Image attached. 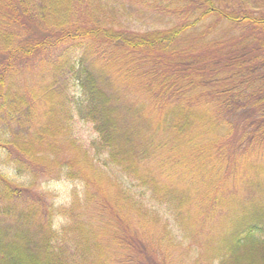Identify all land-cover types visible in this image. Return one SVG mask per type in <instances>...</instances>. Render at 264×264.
I'll list each match as a JSON object with an SVG mask.
<instances>
[{
	"label": "trees",
	"instance_id": "1",
	"mask_svg": "<svg viewBox=\"0 0 264 264\" xmlns=\"http://www.w3.org/2000/svg\"><path fill=\"white\" fill-rule=\"evenodd\" d=\"M20 6L25 16L38 19V40L27 42L28 26L16 12ZM149 16L162 25L134 29L138 19ZM81 38L89 42L83 52L70 47L73 51L65 50L59 66L34 68L31 76L39 85L32 92L24 88V56ZM93 50L100 61H91ZM95 63L106 68L99 70ZM60 88L65 94L59 108L66 111V121L76 114L93 124L105 166L126 180L134 176L137 186L147 184V199L154 207H166L178 232L170 230L182 234L168 231L158 241L139 238L152 218L127 183L116 189L117 202L109 206L106 220L81 223L71 217L64 225L68 229L62 228L66 243L55 217L43 212L36 224L46 233L32 240L26 223L33 217L9 201L0 209V264H155L152 258L142 261V246L158 264H178L194 251L196 264H264V0H0V149L11 155L10 148L18 150L9 162L33 180L38 178L34 167L47 172L46 179L54 178L44 157L62 137L46 127L55 109L47 105L41 119L27 110L53 100V90ZM233 131L242 134L239 142H232ZM144 139L146 145L137 144ZM163 146L171 168L153 162ZM153 165L166 179L162 186L152 181ZM175 177L189 186L164 189ZM107 178L114 184L115 172ZM197 181L203 184L197 189L201 206L217 218L203 242L190 237L189 223L179 222L181 207L192 204L187 193ZM0 189L12 193L14 185L1 179ZM87 206L104 217L101 204ZM17 210V223L6 225L5 216ZM20 223L25 225L21 235ZM97 223L105 225L101 231Z\"/></svg>",
	"mask_w": 264,
	"mask_h": 264
},
{
	"label": "rangeland",
	"instance_id": "2",
	"mask_svg": "<svg viewBox=\"0 0 264 264\" xmlns=\"http://www.w3.org/2000/svg\"><path fill=\"white\" fill-rule=\"evenodd\" d=\"M6 1L7 0H2V2L4 3ZM16 12H20L22 14V24L26 23V25L28 26V30L30 33L24 31L25 35L27 36V42H33L36 39L38 40V33L40 32V29L37 25L38 23H36L38 19L33 15L25 16L21 6L16 10ZM167 20L168 19L162 20V22L165 23L167 22ZM51 24H53V22ZM155 24L162 25L159 22H155V18L152 16L146 18L142 17L136 21L134 29L145 31L147 25ZM50 30L54 29L50 27ZM17 31L19 32V29ZM51 33H53V31H51ZM29 34L33 36H30ZM88 43L89 42L87 40H83V38H81L80 40L78 39L77 41H74L73 43H69L67 45L59 44L54 49L47 48V50H39L31 56H24L23 60H27V62H24V66L22 68L24 74L27 75L23 79L25 85L24 88L30 90L31 92L32 90L37 89L40 80L36 77L31 76L36 71L34 68L49 67L52 65V63H56L59 66L62 63L63 58L66 57L64 56L65 50H67L68 48H73V50H75L79 47L83 52L84 47H87ZM81 50H77L75 52V55L78 56L79 54H81ZM91 54H96L95 56L91 57V61H100L96 59L97 52L95 50H93ZM94 65L99 70L106 68L104 64L95 63ZM21 84L22 82L20 83V85ZM17 86H19V84ZM75 90L76 87L74 88V91ZM53 91L56 93L53 100L39 102L37 103V105H34L33 103L29 107L27 112L28 114H30V116H40L41 119V112L46 110L47 105L48 110H51V112L55 109L56 120H51L46 125V127L50 128L53 132L60 134L62 138L60 139V144H56L53 146L57 149H52V152L49 153L50 156L44 157V162H46L50 167L54 168V178L46 179L48 177L47 172L39 173V171L37 172L34 167L32 173H35L36 177H38L37 179L34 178L35 182L37 183L35 184L33 177L28 176V171L19 173L15 170L13 163L11 164V162H9V159H12L11 156H13V154H20L19 151H14L10 148L11 152L13 153L11 155L7 150H4V148L1 147L0 182L1 179H5L8 182L13 183L14 192L11 193L9 191H6L4 193L1 192L0 189V209L7 207V202L9 201H16L19 207L25 208L24 210H26V213L28 214L29 212L30 216L33 217L29 218L30 222L27 221L26 224H29L30 226L32 235L31 239L34 241L41 240L46 233V229L37 226L38 224H36V216L37 218H40L38 216L43 212L44 217H49L52 220L55 217V223H59L55 224V227L59 226L61 228L60 229L58 227L57 231H60L59 236L65 237L63 239V242L66 243L67 234L62 230V228L68 229V227L64 225H66L71 217L80 219L81 223H86L91 219L97 218H105L106 220V217L111 214L108 211L110 209L109 206L111 205L112 207L116 205L117 202L116 189L118 191V187L122 185L128 187V184L131 187L132 195L133 197H135L136 203L140 204V207L143 208V213H146L148 217L152 218L151 223H149L147 226L143 225L144 230L142 232L139 228V232H141L140 234H138L139 238L144 239L145 236H148L149 239H152L153 241H158L160 239L163 240V237H165V234H167L168 231H171V233L176 237L181 236L182 233H175L178 232V228L173 216H171L167 208L159 205H156L154 207L151 201L147 199L149 195L147 184L137 186V184L133 183L131 180L135 179L134 176L130 177L131 179L126 180L119 170L111 166H105L107 164L106 158L104 156L105 152L103 151V149L101 150L98 148L100 146V143L97 141L98 135L95 132L93 124L81 120L76 114L72 115V117L74 118L73 121L67 122V118L65 115L66 111L59 108L60 104L64 100V88L56 89ZM74 95H76V97H80L81 93L76 92L74 93ZM149 113H151L150 109ZM154 117H157L158 121L160 120V116L157 111L155 112ZM56 123L58 124V126H56ZM19 135L20 134H18L17 136ZM241 135V133L233 131L231 137L232 142L237 140L239 142V140L241 139ZM160 139L163 140L161 136ZM137 144H141L142 146H144L147 144V141L146 139H144L143 141H138ZM35 145L39 144L35 142ZM60 145H63L64 148L69 150V152L60 150V148H63ZM148 145L150 147V144ZM84 150L91 151L90 155L86 156ZM185 152V150H182L183 154ZM66 153H69V155H67L69 156V158H66ZM153 162L156 163L157 167L165 169L173 167V162L168 152V147L165 149V146H163ZM166 164L168 165V167H166ZM96 166H102L103 171L95 170ZM112 171H114L116 174V182L114 184L111 181L109 182L107 178L108 172ZM152 171L153 173H155H152V181H157V183L162 186L166 182V179L160 175V172L154 165L152 166ZM177 178L178 177L172 179L164 189L171 190L172 188H176L178 186L179 188L185 190L189 186L188 183H183L180 185V181H178ZM202 186L203 184L197 181L192 186L193 190L187 193V197H190L192 204L188 205L189 208L186 206L181 207L182 213L179 217V222L181 224L189 223L188 226H190V237L195 241L201 240L203 242L205 240V230L207 229L209 232L211 227L215 226L214 224L216 223L217 218L214 217V213L208 210L205 205L201 206L202 200L197 195V189L201 188ZM19 191L22 192L18 193ZM15 195L20 196L18 198H15ZM230 195L232 197L235 196L232 194ZM240 199L242 198L240 197ZM86 202L90 203L87 204L91 206L90 209L96 208L95 205L101 204L104 217L101 215H96L92 213V211L88 210V206L85 205ZM82 204L84 207H82ZM18 213H20L19 210L13 212V214L5 216L8 221H12L9 223L5 220L7 222L5 224L15 225L17 223L16 214ZM21 222H26L24 217ZM21 225V223L19 225L17 224V226ZM104 226V224L100 225L98 223L96 225L99 231H101L102 227ZM24 227L25 225L23 224L17 230V234L21 235ZM96 227H90L89 231L94 230V228ZM171 228L175 232L170 230ZM260 237L261 234L257 235L256 239H260ZM143 252L145 253V255L142 258V261L152 258L155 264H158L153 256L152 251L149 248L142 246L141 254ZM198 256L199 255L194 251L189 258H185L178 264H196L199 260L196 259V257Z\"/></svg>",
	"mask_w": 264,
	"mask_h": 264
}]
</instances>
